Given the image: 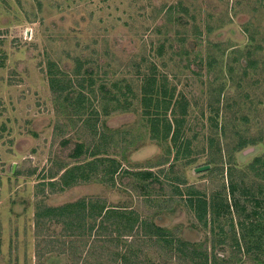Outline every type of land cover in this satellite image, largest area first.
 Segmentation results:
<instances>
[{"label": "rangeland", "instance_id": "374dc122", "mask_svg": "<svg viewBox=\"0 0 264 264\" xmlns=\"http://www.w3.org/2000/svg\"><path fill=\"white\" fill-rule=\"evenodd\" d=\"M175 117L180 136L163 137ZM110 158L120 166L108 174ZM190 196L208 202L202 218ZM80 199L85 226L45 216ZM102 203L156 221L168 240L131 249L115 216L105 233L119 240L103 247L87 229ZM256 224L264 0H0V264H264Z\"/></svg>", "mask_w": 264, "mask_h": 264}, {"label": "trees", "instance_id": "16d2710c", "mask_svg": "<svg viewBox=\"0 0 264 264\" xmlns=\"http://www.w3.org/2000/svg\"><path fill=\"white\" fill-rule=\"evenodd\" d=\"M158 76L155 74H152L151 76L146 78V81L148 82V87L144 86L143 87V93L145 95L144 99L146 100V104L144 105L147 108V112L146 114H153L152 112V108L156 109V113L154 112V115H152V126H153V131L155 133L159 132L160 130V118H159V114L160 111H158V109L161 107V101L158 100V102L156 103V105H153V107L151 108L150 103H148L147 100H149L150 98H148V93H150L151 87H154L155 82L158 80ZM152 100V98H151ZM157 101V100H156ZM149 106V107H148ZM175 127L174 130L172 132V121H170V119L167 118V121L165 123V129H166V133L163 137H168V135H170L172 133V138L175 140L176 138H178L180 136V119L178 117H175ZM82 146V145H81ZM240 146H244V144H241ZM76 152V151H75ZM105 160H107L106 158L102 159L100 158L101 163H105ZM110 161H112V165L110 167V169L108 170V174L111 172H116L119 169V164H115L116 160L115 159H108ZM103 161V162H102ZM82 167H78L76 169H81ZM72 172V171H71ZM71 172H66V175H64V185H70L72 182L67 180L68 175ZM146 173L148 175H153L152 171H138V173ZM179 192L181 193V191L179 190ZM191 191H189L190 193ZM193 192V191H192ZM193 197V196H192ZM190 205L194 206L195 203H197L198 208H201V213H200V217L202 218L206 213L207 210L209 208L208 206V202L206 200L203 199H193L190 196ZM94 203L90 206H93ZM105 203L102 204H97V208L96 211L94 213L90 214V218H93L94 216H98L100 217L99 221H94V223L90 224L89 227L87 229H89L90 232H92L93 230L97 231V235L99 236L97 241H99L100 244H102L103 247H106L107 243H114V242H118L116 237H107V234L105 232L108 231H113L114 229L112 228V226L114 227V225L112 224H118L117 222L113 221V218L116 216L118 218V220L122 221L121 227H116V230H118L119 233H117V236H119L120 238H125L128 239L130 241V245L129 247L132 249V244H136L137 240H144L145 238H150V239H154L156 238L157 240H160L158 238L162 237L166 238L165 240H168L167 236L168 233H166V230L163 226L159 225L156 221L152 222L151 219H144L141 222V225L143 226V228L145 229V233L143 234L141 232V225H137V222L139 220V215L137 214L136 211L131 210V211H126L128 209H118L117 207H112V208H107V206ZM89 204L87 203L86 199H80L77 201H73V202H68L66 203L64 206H61L60 208L57 207H47L46 211L47 213H45V216H47L49 219L55 216L57 217L58 214L59 215H64L65 211H68L69 213L73 212L69 219L70 221L67 222V224H69L70 226H72L71 224H79V219L82 216V223L85 226L86 225V220L85 218L87 217L86 212L89 211ZM107 208V209H106ZM212 208L214 210H218V206H214V204L212 205ZM220 209V207H219ZM77 211H82L80 213H76ZM215 211V212H216ZM44 216V213H42V208H39L37 211V223L40 224V222L42 221V218ZM74 218V220H73ZM67 229H69V227H66ZM255 229L258 230V233H262V230L264 231V228L262 229L261 226H259L258 224H256ZM254 229V230H255ZM72 233V231H71ZM106 234V235H105ZM109 234L113 235L114 232H109ZM109 235V236H111ZM166 236V237H165ZM261 236V235H260ZM106 237V239H105ZM118 237V238H119ZM117 246H119V243H116ZM259 246V245H258ZM119 254V253H118ZM209 256L206 255L205 258H208ZM118 259V258H117ZM208 261V259L206 260Z\"/></svg>", "mask_w": 264, "mask_h": 264}, {"label": "water", "instance_id": "95a60500", "mask_svg": "<svg viewBox=\"0 0 264 264\" xmlns=\"http://www.w3.org/2000/svg\"><path fill=\"white\" fill-rule=\"evenodd\" d=\"M209 167H210V165H203V166L196 167V170L197 171H201V170H205V169H207Z\"/></svg>", "mask_w": 264, "mask_h": 264}]
</instances>
